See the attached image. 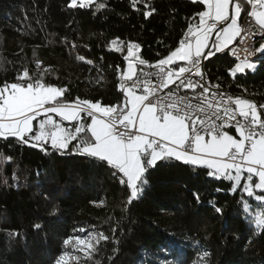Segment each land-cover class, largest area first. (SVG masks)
Masks as SVG:
<instances>
[{
    "label": "trees",
    "instance_id": "trees-1",
    "mask_svg": "<svg viewBox=\"0 0 264 264\" xmlns=\"http://www.w3.org/2000/svg\"><path fill=\"white\" fill-rule=\"evenodd\" d=\"M96 2L106 8H70L69 0H0V84L16 82L27 67L30 76L43 73L46 84L67 87L69 99L115 104L122 98L116 68L126 66L127 43L139 44L140 56L154 63L178 46L190 18L203 10L192 0H150V8L141 3L139 10L131 0ZM151 8L156 11L145 18L144 11ZM117 37L124 42L123 51L108 48ZM256 60L255 71L233 78L229 68L236 61L225 51L204 61L202 71L219 90L259 105L264 103V60ZM0 153L11 157L0 164V264H54L70 252L65 238L88 231L110 239L72 264H198L205 251L204 264H264V230L255 229L238 203L243 198L259 211L257 201L239 187L231 191L227 180L208 177L206 169L158 164L149 170L142 198L126 208V190L95 161L50 149L45 154L14 137L0 138ZM193 191L200 193V203ZM35 224L41 227L35 229ZM80 228L86 231L78 232ZM12 231L19 236L11 237ZM166 239L175 246L160 249Z\"/></svg>",
    "mask_w": 264,
    "mask_h": 264
},
{
    "label": "snow or ice",
    "instance_id": "snow-or-ice-1",
    "mask_svg": "<svg viewBox=\"0 0 264 264\" xmlns=\"http://www.w3.org/2000/svg\"><path fill=\"white\" fill-rule=\"evenodd\" d=\"M192 2L203 5V10L190 18L178 46L169 49L167 55L150 63L140 56L139 44L127 43V55L123 57L126 66L116 68L122 98L115 104L79 96L69 99L67 87L46 84L43 73L35 78L27 67L17 74L16 82L0 84V138L14 137L30 147H39L45 154H49V149L59 154L71 153L107 167L127 192L126 208L142 198L149 184V170L158 164L180 162L194 170L206 169L208 177L227 180L231 191L239 187L240 192L257 201L255 207L259 211H253L243 198L238 203L251 217L255 229L264 230V194H257L264 193V103L258 105L218 91L220 85L206 81L202 71L204 61L225 53L237 38L241 44L245 43V36L264 38V0ZM141 3L150 8V0H131L135 10ZM93 4L96 12L106 8L105 3L96 0H69L68 7L89 8ZM155 11L151 8L143 15L148 18ZM244 11L250 18L246 28L238 23ZM195 17L198 22H191ZM123 45L118 37L108 43L114 51H123ZM255 52L264 60V44L255 47ZM228 54L236 60L229 68L233 78L258 67L259 60L241 59L236 47H231ZM77 59L94 63L84 56ZM193 76L200 80L194 81ZM181 89H190L195 95L189 99L179 94ZM197 98L199 103H193ZM10 160L0 153V164ZM192 195L200 203V193L193 191ZM210 203L222 214L220 207ZM40 227L34 225L35 229ZM112 231L115 233L116 229ZM9 235L15 238L19 233L12 231ZM109 239L103 233L88 231L87 237L65 238L63 245L79 248L90 257L101 240ZM175 244L166 239L158 247L166 249ZM208 256L207 251L203 252L198 264H204ZM69 259L79 257L64 251L54 264H69Z\"/></svg>",
    "mask_w": 264,
    "mask_h": 264
},
{
    "label": "built area",
    "instance_id": "built-area-1",
    "mask_svg": "<svg viewBox=\"0 0 264 264\" xmlns=\"http://www.w3.org/2000/svg\"><path fill=\"white\" fill-rule=\"evenodd\" d=\"M247 10H250V6L249 5H248ZM249 20H250V18L247 17V11H246V16H243V18L240 21L241 27L246 28L247 25H248ZM241 35L244 36L245 34L242 32ZM254 37L255 36H253L252 38H249L248 36H245V43H243V44L240 43V38H237V40L234 42V44L232 46H230V48L231 47H236L237 48V54L239 55V57L241 59H244L245 57L248 56V54L250 53V50L255 49V46H253ZM230 48L228 49V53L230 51ZM186 75H192V74L188 73ZM192 78H193L194 81L200 80V77L193 76ZM181 90H183V91L182 92L179 91V94L180 95H186L189 99H191L195 95L190 89H181ZM165 91H167V90H165ZM197 91L200 92V91H202V89H197ZM210 95H211V92L209 93V97H210ZM192 102L193 103H199V98H197L195 100H192ZM232 107H235V105H232Z\"/></svg>",
    "mask_w": 264,
    "mask_h": 264
},
{
    "label": "bare ground",
    "instance_id": "bare-ground-1",
    "mask_svg": "<svg viewBox=\"0 0 264 264\" xmlns=\"http://www.w3.org/2000/svg\"><path fill=\"white\" fill-rule=\"evenodd\" d=\"M246 16V15H245ZM262 39L263 38H261V37H259V36H255L254 37V39H253V46H255V47H257V46H259L260 45V43H263V41H262ZM227 51V53H228V50H226ZM250 53H252V55L251 56H249V54H248V58L251 60V59H253L255 56V49H252V50H250ZM229 56L232 58V59H234L235 60V57H233V56H231L230 54H229ZM255 58H258L257 57V55H256V57ZM236 61V60H235ZM203 65H204V62H203ZM204 78H205V80L206 81H208L207 79H206V77L204 76ZM209 82V81H208ZM120 83V81H119V79H118V84ZM211 91H217L216 89H212ZM218 91H222V90H218ZM222 92H224V91H222ZM226 94H228V95H230L229 93H227V92H225Z\"/></svg>",
    "mask_w": 264,
    "mask_h": 264
},
{
    "label": "rangeland",
    "instance_id": "rangeland-1",
    "mask_svg": "<svg viewBox=\"0 0 264 264\" xmlns=\"http://www.w3.org/2000/svg\"><path fill=\"white\" fill-rule=\"evenodd\" d=\"M97 1V0H96ZM262 41H263V43H260V44H264V38L262 39ZM109 48V47H108ZM110 49V48H109ZM256 55H257V57L258 58H255L256 57ZM255 57L253 58V59H251V60H256V59H260L259 58V54L258 53H255V55H254ZM181 92L183 91V90H180ZM255 225V224H254ZM82 237H87V233H85L84 235H82ZM93 243L95 244V241H93ZM69 250H70V255L71 256H77V257H79L81 254H85V252L84 251H80L79 250V248H77V249H73V248H71L70 246H69ZM76 260H71V259H69V264H72V263H74Z\"/></svg>",
    "mask_w": 264,
    "mask_h": 264
},
{
    "label": "crops",
    "instance_id": "crops-1",
    "mask_svg": "<svg viewBox=\"0 0 264 264\" xmlns=\"http://www.w3.org/2000/svg\"><path fill=\"white\" fill-rule=\"evenodd\" d=\"M238 23L240 24V20L238 21ZM230 46H232V45H230ZM226 50H228V49H226ZM225 50V51H226ZM179 64H182L183 62H178ZM232 132L234 133V130H232ZM231 134V133H230Z\"/></svg>",
    "mask_w": 264,
    "mask_h": 264
}]
</instances>
